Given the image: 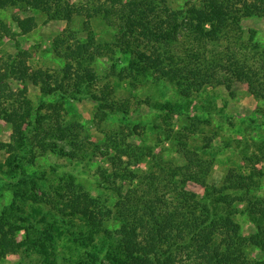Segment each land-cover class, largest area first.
<instances>
[{
    "label": "trees",
    "instance_id": "trees-1",
    "mask_svg": "<svg viewBox=\"0 0 264 264\" xmlns=\"http://www.w3.org/2000/svg\"><path fill=\"white\" fill-rule=\"evenodd\" d=\"M13 6L40 11L47 20L61 19L67 26L83 16V37L62 29L52 39V50L63 61L58 70L31 66L29 51L19 47L0 55V118L11 128L9 142L1 144L0 168L14 178L12 199L0 207V262L8 254L34 252L40 264H57L59 243L66 240L76 251L74 264H264V194H256L263 175L256 164L264 160V142L244 156L249 169L229 168L220 186H206L205 199L187 188L189 181L206 185L208 175L206 161L188 145L187 133L176 142L180 164L130 141L129 136L140 134L139 124L127 126L129 135L122 131L120 139L106 135L115 165L110 175L101 176L116 196L112 203L73 179L30 175L24 162L28 156L34 163L35 156L47 151L82 160L89 146H97L87 133L75 131L77 123L66 121L70 94L90 96L99 127L108 115L127 112L113 98L117 83L98 80L94 64L99 58L113 60L111 71L126 62L118 73L122 79L127 70L129 85L168 83L180 96L190 97L208 87L231 91L240 82L264 98V49L254 31L244 37L241 26L245 17H264V0H200L180 8L167 0H0V9ZM94 18L116 30L112 41L96 37ZM13 21L21 34L36 25L31 15ZM3 36L14 39L15 32L0 19ZM29 85L53 101L41 99L33 106ZM175 106L166 100L160 109L170 113ZM160 118L170 133V115ZM141 161L147 168H131ZM240 204L252 224L248 236L233 218ZM249 245L260 257H248Z\"/></svg>",
    "mask_w": 264,
    "mask_h": 264
},
{
    "label": "rangeland",
    "instance_id": "rangeland-1",
    "mask_svg": "<svg viewBox=\"0 0 264 264\" xmlns=\"http://www.w3.org/2000/svg\"><path fill=\"white\" fill-rule=\"evenodd\" d=\"M79 3L82 0H67ZM173 8H180L187 3L199 4L200 0H167ZM34 16L36 25L26 34H21L13 21L14 16L26 17ZM0 19L15 32V38L3 36L0 38V55L6 56L15 52L17 48L29 51L28 64L37 68L60 69L63 61L58 58L52 50V39L62 30L70 29L83 37L82 20L83 16L73 19L70 26L61 19L47 20L46 16L37 10L29 8L22 11L17 6L0 9ZM244 37L248 36L250 29L254 31V39L264 49V17H245L241 21ZM93 29L96 37L100 41H112L115 29L107 27L99 18L93 19ZM17 44V45H16ZM116 53L115 55H117ZM99 58L94 64L95 72L100 83H117L113 98L117 103H121L127 112L122 114L108 115L101 126L95 122V102L90 96L82 94H70V99L66 100L65 119L68 122H75L78 126L75 131H80L81 135L88 134V139L94 141L97 146L91 145L87 151V156L82 160H71L51 151L35 156L34 163L27 156L24 162L29 174H44L53 181L58 178L67 180L73 179L75 183L82 185L92 194H99L106 197L111 203L116 198L115 194L105 188L107 183L101 176L112 173L115 164L110 156L115 152L109 145L106 135H112L120 139L122 131L127 135L128 128L139 124L137 131L139 135L129 136L128 139L145 147H149L152 153L162 157L164 160H172L176 164L182 162L181 156L176 152V142L178 135L187 133L188 145L199 151L200 158L208 167L206 185L189 181L187 188L196 192L199 197L205 199V188L209 184L220 186L224 181L227 171L231 167L249 169V161L244 159L247 154L258 151L264 142V98L253 96L246 87V84L235 82L231 91L224 86L208 87L190 97L180 96L174 85L160 83L153 85L151 80L144 81L143 84L129 85V73L123 70L122 79L119 78V70L126 64L122 60L111 71V63ZM107 77V78H105ZM100 84H98L99 86ZM96 91V90H95ZM28 96L32 100L33 106H37L41 99L53 101L51 97H42L33 86L28 87ZM166 100L175 102V109L168 113L165 109H160V105ZM117 109V105H115ZM121 111V110H119ZM121 113V112H120ZM160 114L170 115L168 129H164L161 124ZM157 124V127H154ZM11 128L8 123L0 118V163L4 156L1 144L9 142ZM171 134V135H170ZM59 145L68 147V144L61 141ZM148 160L152 161L150 156ZM126 161V157L123 158ZM257 168H262L263 175L260 181V188L256 194H264V160L257 162ZM147 168V162L141 161L131 165V168ZM247 167V168H244ZM5 167L0 168V207L7 205L12 199L13 177L6 176L3 172ZM120 178L116 181L120 182ZM123 180V179H122ZM121 180V181H122ZM103 183L101 185V183ZM123 184H127L123 180ZM233 218L241 224L242 234L248 236L252 231V224L246 213L240 212L244 205H239ZM60 219V217H55ZM68 246V247H67ZM66 240H62L58 246L57 264H74L77 257L72 253ZM249 258L259 256L258 249L247 246L245 249ZM260 257V256H259ZM40 264L41 257L36 253L21 252L20 254H8L0 264ZM108 264V262H106Z\"/></svg>",
    "mask_w": 264,
    "mask_h": 264
}]
</instances>
